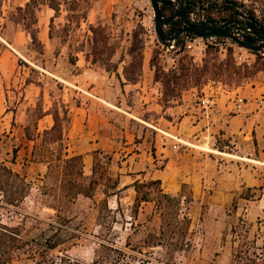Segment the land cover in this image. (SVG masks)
Masks as SVG:
<instances>
[{
  "label": "rangeland",
  "instance_id": "374dc122",
  "mask_svg": "<svg viewBox=\"0 0 264 264\" xmlns=\"http://www.w3.org/2000/svg\"><path fill=\"white\" fill-rule=\"evenodd\" d=\"M49 2L56 4L58 0H36L37 18L38 10ZM90 4L91 0H60L58 11L49 27L52 52L57 54L63 51L73 62L77 50H83L92 56L93 47H109L114 50L113 54L108 53L109 49L103 50L100 62L111 68L118 60L126 61L132 51L135 55L142 52L143 57L145 54H150L151 57L153 51L157 49L155 47H162L157 42L155 31L149 29L150 25L154 26L149 0H134V6L127 12L132 14L131 22L121 20L110 24L98 21L91 24L104 27L102 33L96 34L95 44L89 29L90 24L82 20V16L87 15ZM226 6H232L234 11L241 8L249 15L252 13L255 20L264 25V0H197L191 11L197 17L203 14L206 18H217ZM15 8L10 2L8 4V0H0V160L32 183L31 196L25 200L24 207L40 216L50 217L53 214L51 209L41 207L33 201L42 175H37L39 166L27 163L25 147L22 146L19 131L20 126L29 125L30 130L34 132L33 123L38 111H34L35 108L44 110L50 108L54 102L59 106L63 100L62 83L53 76H47L51 78L47 79L39 75L40 70L36 68V64L40 63L42 55L36 52L37 47L29 43L20 51L15 52L12 49L8 40L10 34L14 29H23V20ZM116 14V10H113L112 17ZM6 42H9L10 46ZM209 44L214 47L210 49ZM176 45L177 48L172 50L180 51L171 55L176 65L180 57H184L186 61L198 67H201L207 59L211 61L214 59L218 63L229 60L236 69L250 71L247 76L206 75L196 83L183 85L182 90L197 87L210 80L211 83L221 84L227 89L238 87L251 89L257 86L260 91L259 96H264V72L256 69L257 56L252 51L239 47L229 39L217 40L214 43L205 42L201 45V49L186 47L182 39ZM229 47L232 49L231 55L228 54ZM157 63H163L167 68L160 57ZM27 80L34 85L27 84ZM46 80H49L47 84ZM158 87L161 89L160 84ZM177 95L165 100L161 94L160 102L164 108L176 106ZM131 99L132 96H125L124 103L132 104ZM263 108L264 104L259 103L261 112L257 119L234 124L225 136H221L224 131H220L215 145L210 147L216 152L183 145L180 150L177 148L176 152L167 151V155L171 158L167 164V159L159 160L157 168L163 170L161 184L164 191L171 193L170 191L181 182L187 184L185 193L188 191L192 193L191 201L182 202L180 210V215H185L190 221L187 236L189 247L185 251L175 253L161 246L142 248L144 262L138 264H226L235 243L230 229L233 223H240L238 217L251 224L249 237L262 253L261 264H264ZM255 109H258L256 105ZM122 115L123 124H129L130 129L131 127L135 129L137 135L133 142L140 143L144 134L142 126L135 120L132 121V116L125 113ZM136 115L146 116L144 112H136ZM164 116L169 118V114ZM47 122L43 119L41 122L38 121V125L43 127ZM65 127L67 129L68 124ZM237 127L243 131L230 132L232 129L236 131ZM169 145L171 147L172 144ZM13 148L17 150L14 163L10 161ZM151 150H154L153 147ZM178 152L182 154L179 156ZM90 167V163L87 162L84 167L86 175L90 174ZM127 173L136 179L146 180L143 175L135 176L139 174L138 172ZM119 178L122 179L121 190L118 191L117 196H110L107 203L112 212L108 219L111 230L101 227L97 220L98 204L96 203L103 197L99 188L92 199L82 195H78L75 199L68 223L70 233L74 237L69 235L68 242L62 246L71 257L90 261L100 240L123 246L127 238L130 239L131 244H135L148 232L158 231L160 219L154 213L152 202L141 203L136 218L131 216L135 195L131 187L133 181L131 177H120V173ZM233 200L236 207L232 204ZM3 218L8 220L6 215H3ZM30 226L31 223L28 221L23 233L25 237L36 233V230ZM36 248L33 247L34 250ZM19 257L24 261L25 254L20 251Z\"/></svg>",
  "mask_w": 264,
  "mask_h": 264
},
{
  "label": "trees",
  "instance_id": "16d2710c",
  "mask_svg": "<svg viewBox=\"0 0 264 264\" xmlns=\"http://www.w3.org/2000/svg\"><path fill=\"white\" fill-rule=\"evenodd\" d=\"M196 1L188 0L185 8L191 12ZM47 5L56 13L60 0L56 4L49 2ZM35 9L36 0H28L23 6L15 8L16 12L21 15L23 30L29 34L30 43L37 47L36 52L41 54L43 47L37 36ZM161 11L164 17H168L172 13L167 6H161ZM233 12L232 6H226L220 16L207 19H227L232 16ZM250 14L254 17L252 13ZM85 18L86 16H82V20ZM258 23L264 27L263 24ZM179 26L180 21L176 19L167 27V31H173ZM89 29L95 44L97 42L96 34L102 33L104 27L90 24ZM180 41L181 39H178L176 44H179ZM160 46L162 47H155L157 49L150 57L149 66L153 69L154 81L161 85V94L165 100H170L178 94L177 99L179 94L186 90L181 89L183 85L190 82L196 83L206 75L247 76L250 73L248 69L242 71L236 69L229 60L225 63H218L214 59L212 61L207 59L201 67H198L186 61L184 57L178 59L174 68H165L163 63H157L159 57L161 60L163 59L162 56L166 50L164 45ZM209 47L211 49L214 45L209 44ZM105 49H109L108 53L111 55L114 52L109 47H93L92 59H100L101 53ZM231 50L229 47V55L232 53ZM179 51L170 50L168 52L173 55ZM253 53L257 56L258 66L256 69L264 72V56L258 52ZM130 56V61L122 69L126 81L136 80L142 68V52L135 55L132 51ZM115 67L116 63L111 68H106L114 70ZM208 82L211 81H206L197 87ZM190 88L193 87L188 89ZM34 111H37L33 123L34 132L30 130L29 125H24L23 134L27 140L33 141L30 160L45 163L46 171L40 178V185L33 201L41 207L51 209L53 214L50 217H43L24 207L25 200L31 196L32 183L27 181L24 175L12 170L4 161L0 160V264H138L144 262L142 248L150 249L161 246L174 253L188 249L187 236L190 221L185 215H180V210L182 202L191 201V191L185 193L187 184L181 183L179 192L170 194L164 191L160 179L148 178L146 180L135 179L131 183L135 192L134 210L131 212V216L136 218L141 203L152 202L154 213L160 219L157 232H148L142 240L135 244H131L130 239L127 238L123 246H118L107 240H100L97 242L90 261H83L66 253L62 246L68 242L69 235H71L68 223L72 205L78 195L92 199L95 191L99 188L103 197L96 203L98 204L97 220L101 227L112 229L109 227L108 220L112 212L107 203L110 196H117L118 191L121 190L119 173L111 169L113 157L103 151L92 152L90 175L84 173L82 155L68 153V141L64 130L65 125L69 123V115L63 102H60L59 106L57 102H54L46 111L37 108ZM46 114H51L53 122L50 127L44 128L40 132L37 130V121ZM16 152V148H13L10 160L12 163L15 162ZM232 204L236 207L235 200ZM3 215H6L8 220H4ZM28 221L31 223L30 228H34L36 233L25 237L23 233ZM238 221L240 223H233L230 229L235 243L226 264H261L262 253L249 237L251 224L239 217ZM34 246L37 247L35 250ZM20 251L25 254L24 261L19 257Z\"/></svg>",
  "mask_w": 264,
  "mask_h": 264
},
{
  "label": "crops",
  "instance_id": "0c3cea01",
  "mask_svg": "<svg viewBox=\"0 0 264 264\" xmlns=\"http://www.w3.org/2000/svg\"><path fill=\"white\" fill-rule=\"evenodd\" d=\"M27 1L8 0V4L10 2L12 7H17L23 6ZM132 6H134V0H91L85 22L88 24H94L98 21L110 24L121 20L131 22L132 14L131 12L127 14V12ZM113 10L117 12L114 17H112ZM38 13L37 36L42 44L43 52L39 53L42 58L40 63L36 64V68L40 70L39 75L41 77L53 76L61 80L62 102L66 105L69 115L68 127L64 130L68 141V153L70 155H82L84 168L87 162L90 163V166L92 165L93 151H103L113 157L111 169L119 172L120 177H131V181H133L136 177L127 172H138L139 174L135 176L143 175L145 179L162 180L163 170L157 168L159 160L166 161L167 159V164L171 160L170 156L167 155V151L170 153L176 152L183 146L178 145L173 148L172 145L176 141L163 135V132H180L184 138L196 142L195 138L190 137L195 127L184 122L186 117H183L181 107L177 103L176 106L165 108L161 104L159 83L154 81L153 69L149 66L150 54L144 55L142 72L134 81H126L122 74L124 65L130 61V56L126 61L118 60L114 70H107L106 66L100 62L101 59L93 60L92 56L83 50L76 51L75 60L72 62L65 52L61 51L57 54L52 52L53 46L49 36V27L52 18L55 17V11L48 5H42ZM8 40L12 45V49L17 52L28 46L30 36L23 29H14ZM48 82L49 80H46V84ZM27 84L34 85L30 81ZM82 91L93 96H89ZM235 91L250 98V100L246 103L244 111L231 115L228 123L222 122L224 133H221V135L223 136L228 134L229 128L234 124H238V122L245 123L258 118L261 109L255 103L256 100H261L264 104V96H259L260 91L257 86H253L251 89L238 87ZM127 95L132 96V104L124 103ZM137 102L141 104L138 105ZM255 105L259 110L255 109ZM47 109L45 108L43 111ZM228 109H230V106H226L224 96H220L217 99L214 122L224 121V113ZM136 112H144L146 116L136 115ZM124 113L132 116L131 120H135L142 126L144 134L140 143L133 142L137 135L135 129L133 127L130 129L129 124H123L122 114ZM165 114H169V118H166ZM43 119L48 122L40 127L38 121L41 122ZM38 121L37 130L40 132L44 128L50 127L53 122L51 114L44 115ZM178 125L181 126L179 130L177 129ZM23 130L24 125L20 126L19 132L23 142L22 146L25 147L27 163L39 166L37 175H43L46 171V164L30 160L33 141L24 137ZM242 131L237 127L236 131L232 129L230 132L241 133ZM170 143L172 144L171 147ZM151 147L154 150H151ZM181 154L178 152L179 156ZM180 184L181 182L170 191V194H176Z\"/></svg>",
  "mask_w": 264,
  "mask_h": 264
},
{
  "label": "built area",
  "instance_id": "2783aa9c",
  "mask_svg": "<svg viewBox=\"0 0 264 264\" xmlns=\"http://www.w3.org/2000/svg\"><path fill=\"white\" fill-rule=\"evenodd\" d=\"M190 18L194 20L207 19L203 14L197 17L192 11L190 12ZM149 29L154 31V26L150 25ZM182 40L184 41L186 47H196L201 49V45H204L205 42L214 43L217 42V40L225 39H205L187 35L183 37ZM173 46L174 45L171 44L170 47H166L163 54V60L167 68H174L176 66L174 57L168 52L172 49H176L173 48ZM258 53L264 56V50ZM84 93L89 96H93L88 92ZM220 96H224L225 104L226 106L229 105L230 109L226 110L224 113V121L218 120L217 122H214V115L217 111V99ZM249 100L250 98L239 94L235 91V89H227L221 84H214L211 82H208L201 87H193L183 90L177 98V104L181 107L183 117H186L184 122L195 127V130L190 137L195 138L196 142H192L189 139L184 138L180 132H163V135L176 141V143L172 145L173 148H176L178 145H185L209 150L211 146L215 145L218 136H220V131L223 129V123H228L231 115L244 111L246 103ZM255 103L259 105L262 101L256 100ZM215 126L217 127L214 128ZM177 129H181V126L178 125Z\"/></svg>",
  "mask_w": 264,
  "mask_h": 264
},
{
  "label": "water",
  "instance_id": "95a60500",
  "mask_svg": "<svg viewBox=\"0 0 264 264\" xmlns=\"http://www.w3.org/2000/svg\"><path fill=\"white\" fill-rule=\"evenodd\" d=\"M149 2L153 12L157 42L165 47L173 44V48H177L175 42L190 35L205 39H229L239 47L252 52L264 50V27L241 8L235 10L227 19L194 20L190 18V12L185 8L188 0H149ZM161 6L169 7L172 13L164 17ZM176 19L180 21V26L173 31H167V27Z\"/></svg>",
  "mask_w": 264,
  "mask_h": 264
},
{
  "label": "bare ground",
  "instance_id": "6f19581e",
  "mask_svg": "<svg viewBox=\"0 0 264 264\" xmlns=\"http://www.w3.org/2000/svg\"><path fill=\"white\" fill-rule=\"evenodd\" d=\"M208 151H213V152H216L215 150H212V149H209Z\"/></svg>",
  "mask_w": 264,
  "mask_h": 264
}]
</instances>
